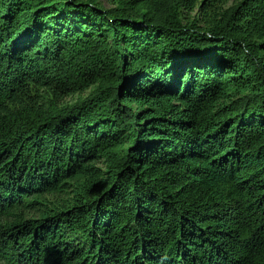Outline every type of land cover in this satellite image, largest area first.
<instances>
[{
	"label": "trees",
	"instance_id": "16d2710c",
	"mask_svg": "<svg viewBox=\"0 0 264 264\" xmlns=\"http://www.w3.org/2000/svg\"><path fill=\"white\" fill-rule=\"evenodd\" d=\"M228 1L0 0V264H264V0Z\"/></svg>",
	"mask_w": 264,
	"mask_h": 264
},
{
	"label": "rangeland",
	"instance_id": "374dc122",
	"mask_svg": "<svg viewBox=\"0 0 264 264\" xmlns=\"http://www.w3.org/2000/svg\"><path fill=\"white\" fill-rule=\"evenodd\" d=\"M99 1L102 3V5L105 8H112L116 5V2L118 0H99ZM232 3H233V0H229L226 4V7L231 5ZM199 12H200L199 6H197L192 16H196ZM198 15L200 17L202 16V14L200 13ZM79 96H80L79 94H72V95L60 97L55 100L57 102H60V104H70V103H74L77 99H79ZM52 97L53 96H52L51 91L48 92L47 90H45V88L39 85L38 86L33 85L31 86L30 91L27 93V95L23 97V101L28 102V103H42L43 101L47 102L48 98L52 99ZM9 106L13 108L15 105H9Z\"/></svg>",
	"mask_w": 264,
	"mask_h": 264
}]
</instances>
